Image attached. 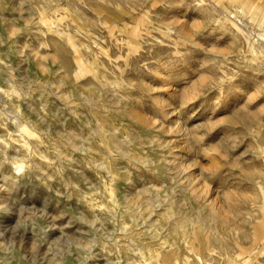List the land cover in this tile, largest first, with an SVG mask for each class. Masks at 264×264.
<instances>
[{
  "label": "rangeland",
  "instance_id": "374dc122",
  "mask_svg": "<svg viewBox=\"0 0 264 264\" xmlns=\"http://www.w3.org/2000/svg\"><path fill=\"white\" fill-rule=\"evenodd\" d=\"M263 19L0 0V264H264Z\"/></svg>",
  "mask_w": 264,
  "mask_h": 264
},
{
  "label": "bare ground",
  "instance_id": "6f19581e",
  "mask_svg": "<svg viewBox=\"0 0 264 264\" xmlns=\"http://www.w3.org/2000/svg\"><path fill=\"white\" fill-rule=\"evenodd\" d=\"M241 14H245V13L241 12ZM230 18H231V20H229L228 18L223 19V21H225L224 22L225 25L226 26L228 25V26L232 27L233 30H235L236 32H239L240 29L237 26L236 19L233 16ZM251 20H253V19H251ZM261 24H264V21ZM261 31H263V33L258 34V38H261L263 40L262 43L258 42V40L251 41L249 35L243 37L244 41L247 45L248 52L250 53V57L247 59H244L245 62H244V60H243V62H244L245 67L251 69L253 72H257V71L264 72V29H261ZM23 131L25 134H28V135L30 134L27 130H23ZM15 169L17 172H19L20 170H22V166L16 164ZM261 210H262L261 212L264 215V205H263ZM126 211L130 212L131 209L128 208Z\"/></svg>",
  "mask_w": 264,
  "mask_h": 264
},
{
  "label": "crops",
  "instance_id": "0c3cea01",
  "mask_svg": "<svg viewBox=\"0 0 264 264\" xmlns=\"http://www.w3.org/2000/svg\"><path fill=\"white\" fill-rule=\"evenodd\" d=\"M263 21H264V19H263V20H261V22H260V23H263Z\"/></svg>",
  "mask_w": 264,
  "mask_h": 264
}]
</instances>
